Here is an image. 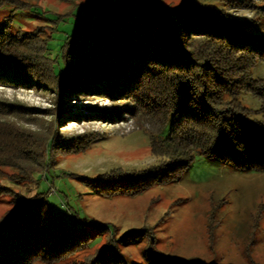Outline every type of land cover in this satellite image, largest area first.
I'll return each instance as SVG.
<instances>
[{
  "label": "trees",
  "instance_id": "trees-1",
  "mask_svg": "<svg viewBox=\"0 0 264 264\" xmlns=\"http://www.w3.org/2000/svg\"><path fill=\"white\" fill-rule=\"evenodd\" d=\"M89 1L78 34L66 40L59 58L50 53L52 25L12 33V16L0 22V85L44 91L57 106L41 131L25 127L15 115L25 105L0 98V168L14 167L31 179L43 176L56 166L57 154L79 155L101 135L95 130L68 133L65 122H113L127 114L136 129L150 136L159 161L142 172L106 173L98 182L107 194H136L154 179L179 177L197 155L238 172L264 173V119L259 118L264 117V77H253V68L264 62V36L246 30L226 9L193 0L180 6L162 0ZM26 4L0 0V10L10 6L15 13ZM225 4L264 11V0ZM244 91L260 99L258 110L243 104ZM72 96L112 103L90 113H68L65 103ZM145 176L150 178L137 184ZM48 194L39 191L32 207L0 217V264L59 262L102 237L107 245L83 264H205L160 252L149 227L116 237L109 225L92 223V235L89 225L77 226L79 218L78 223L64 220L50 206ZM218 210L213 203L208 214L212 233L221 223ZM140 244L141 263L128 260L122 248Z\"/></svg>",
  "mask_w": 264,
  "mask_h": 264
},
{
  "label": "rangeland",
  "instance_id": "rangeland-1",
  "mask_svg": "<svg viewBox=\"0 0 264 264\" xmlns=\"http://www.w3.org/2000/svg\"><path fill=\"white\" fill-rule=\"evenodd\" d=\"M21 1L27 3L26 7L15 13L10 6H4L0 10V22L12 16V33L52 25L54 32L49 41L52 58H59L66 40L78 34L90 4L89 0ZM184 1L162 0L172 6H180ZM193 1L224 8L243 21L246 30L264 36L261 9L229 6L226 0ZM253 77H264V62L253 68ZM92 97L72 96L65 103L66 111L90 113L91 108L111 106V100ZM0 98L25 105L23 109H15V115L18 114L25 127L41 131L47 130L50 109L57 108L53 96L41 90L0 85ZM241 100L253 110L261 106L260 99L249 91L242 93ZM259 118L264 119L261 115ZM62 128L68 133L95 130L101 135L79 155L57 154L56 166L43 176L35 175L31 179L14 167H1L0 217L32 207L39 191H49L50 206L66 221L72 219L78 223L79 218L81 222L77 226L89 225L92 235L95 234V229L90 227L92 223L109 225L116 237L149 227L157 249L171 257L198 258L205 264H264V211L261 214L264 173L238 172L217 159L197 155L179 177H168L163 182L154 179L140 193L110 195L98 182L106 173L116 169L142 172L158 163L150 136L136 129L134 120L127 114L113 122H65ZM147 178L150 177L136 182L142 184ZM18 197L23 202H16ZM213 203L219 205L217 214L221 221L214 233L208 228ZM106 245L107 237L99 238L90 247L51 264H83L87 257ZM122 251L128 260L141 263L143 244L124 246Z\"/></svg>",
  "mask_w": 264,
  "mask_h": 264
}]
</instances>
